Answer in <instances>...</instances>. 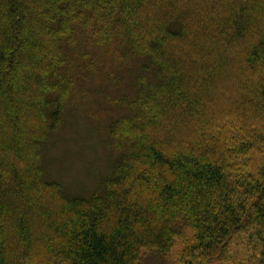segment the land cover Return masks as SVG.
I'll return each instance as SVG.
<instances>
[{
	"label": "trees",
	"instance_id": "obj_1",
	"mask_svg": "<svg viewBox=\"0 0 264 264\" xmlns=\"http://www.w3.org/2000/svg\"><path fill=\"white\" fill-rule=\"evenodd\" d=\"M81 37L140 73L75 195L41 156ZM240 236L237 264H264V0H0V264H137L180 238L182 262H227Z\"/></svg>",
	"mask_w": 264,
	"mask_h": 264
},
{
	"label": "rangeland",
	"instance_id": "obj_2",
	"mask_svg": "<svg viewBox=\"0 0 264 264\" xmlns=\"http://www.w3.org/2000/svg\"><path fill=\"white\" fill-rule=\"evenodd\" d=\"M78 43L76 49L66 51L75 59L85 52L86 58L83 62L75 61L81 67L74 71L75 84L69 104L61 125L45 145L41 160L49 180L62 183L69 194L86 195L98 188L112 165L113 153L105 145L106 130L121 110L116 108L115 99L131 94L140 64L134 58L120 64L118 56L88 45L85 37ZM188 234L190 236L191 232ZM184 241L177 239L166 258L154 250L142 251L137 264H237L245 262L250 255L243 246L245 236H240L232 251L234 261H201L190 256L184 263L181 258Z\"/></svg>",
	"mask_w": 264,
	"mask_h": 264
}]
</instances>
